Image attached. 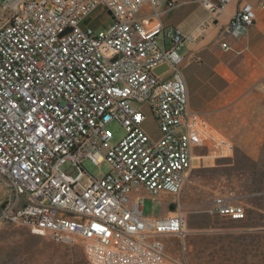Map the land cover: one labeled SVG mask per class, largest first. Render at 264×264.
Instances as JSON below:
<instances>
[{
    "label": "built area",
    "instance_id": "1",
    "mask_svg": "<svg viewBox=\"0 0 264 264\" xmlns=\"http://www.w3.org/2000/svg\"><path fill=\"white\" fill-rule=\"evenodd\" d=\"M178 2L0 3L1 224L54 244L80 241L91 264H168L164 239L183 242L185 216L179 210L165 218L145 216L143 193L179 196L198 164L196 149L215 157L233 149L189 110L180 52L191 38L174 27L148 26L165 4ZM201 2L220 14L229 0ZM144 7L149 17L140 16ZM99 8L110 18L105 29L90 18ZM255 18L252 5H242L224 36L240 38ZM221 47L228 49L227 43ZM144 107L158 140L142 128ZM111 122L123 129L115 143ZM98 156L108 171L92 176L83 164L98 166ZM208 213L245 219L242 206L222 197Z\"/></svg>",
    "mask_w": 264,
    "mask_h": 264
},
{
    "label": "rangeland",
    "instance_id": "2",
    "mask_svg": "<svg viewBox=\"0 0 264 264\" xmlns=\"http://www.w3.org/2000/svg\"><path fill=\"white\" fill-rule=\"evenodd\" d=\"M3 0H0L2 2ZM101 29L110 25V18L101 9L90 16ZM143 130L153 140L159 129L147 109ZM117 142L123 129L116 122L107 125ZM232 157L217 159L213 166H194L179 196L159 194L150 198L143 193L142 211L147 217L165 218L176 210L185 216L183 242L175 236L164 239L168 264H264V142L255 159L233 146ZM206 152L204 151V154ZM98 166L85 161L83 167L92 176L108 171L102 157ZM256 162V165L252 163ZM226 198L244 208L245 219L232 221L208 213L213 200ZM0 264H91L84 255L82 243L58 245L30 230L0 227Z\"/></svg>",
    "mask_w": 264,
    "mask_h": 264
},
{
    "label": "crops",
    "instance_id": "3",
    "mask_svg": "<svg viewBox=\"0 0 264 264\" xmlns=\"http://www.w3.org/2000/svg\"><path fill=\"white\" fill-rule=\"evenodd\" d=\"M206 1L217 6L222 0ZM246 3L256 12L254 24L238 39L225 37L224 28ZM263 5L264 0H229L220 14H212L201 0H179L165 4L160 17L148 22L149 27L177 28L191 38L180 52L190 112L203 119L227 146L239 147L252 159L264 142ZM150 15L148 7L140 12V16ZM222 43H227V50ZM232 153L229 149L224 157H215L210 150L198 148L194 157L198 166L209 167L217 159L231 158Z\"/></svg>",
    "mask_w": 264,
    "mask_h": 264
},
{
    "label": "trees",
    "instance_id": "4",
    "mask_svg": "<svg viewBox=\"0 0 264 264\" xmlns=\"http://www.w3.org/2000/svg\"><path fill=\"white\" fill-rule=\"evenodd\" d=\"M252 163L256 165V162H253V161H252ZM250 204H251V206H252V207H255V208L259 209V210H262V211H264V209H263V208H261L260 206H257V205H256V204H254L253 202H251ZM217 217H218V216H217ZM232 221H234V220H232ZM239 221H242V220H239ZM261 227H264V225H263V226H261Z\"/></svg>",
    "mask_w": 264,
    "mask_h": 264
},
{
    "label": "water",
    "instance_id": "5",
    "mask_svg": "<svg viewBox=\"0 0 264 264\" xmlns=\"http://www.w3.org/2000/svg\"><path fill=\"white\" fill-rule=\"evenodd\" d=\"M166 67L162 66L154 71L155 74H159L161 71H163Z\"/></svg>",
    "mask_w": 264,
    "mask_h": 264
},
{
    "label": "bare ground",
    "instance_id": "6",
    "mask_svg": "<svg viewBox=\"0 0 264 264\" xmlns=\"http://www.w3.org/2000/svg\"><path fill=\"white\" fill-rule=\"evenodd\" d=\"M58 245H66V246H68L67 243H59Z\"/></svg>",
    "mask_w": 264,
    "mask_h": 264
}]
</instances>
